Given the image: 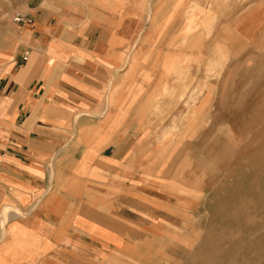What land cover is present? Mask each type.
<instances>
[{
	"label": "crops",
	"instance_id": "crops-1",
	"mask_svg": "<svg viewBox=\"0 0 264 264\" xmlns=\"http://www.w3.org/2000/svg\"><path fill=\"white\" fill-rule=\"evenodd\" d=\"M187 5L25 0L17 8L32 22L0 62V264L123 257L132 224L119 213L147 205L140 190L156 188L150 102L183 74L171 63V38L190 33ZM252 5L264 0H215V35L249 31Z\"/></svg>",
	"mask_w": 264,
	"mask_h": 264
},
{
	"label": "rangeland",
	"instance_id": "rangeland-1",
	"mask_svg": "<svg viewBox=\"0 0 264 264\" xmlns=\"http://www.w3.org/2000/svg\"><path fill=\"white\" fill-rule=\"evenodd\" d=\"M24 1L0 0V62L16 45L12 17ZM251 9L249 31L221 37L215 0H188L190 33L171 38V63L183 74L150 102L156 188L140 190L147 205L119 213L132 242L121 259L109 252L108 264H264V5Z\"/></svg>",
	"mask_w": 264,
	"mask_h": 264
},
{
	"label": "built area",
	"instance_id": "built-area-1",
	"mask_svg": "<svg viewBox=\"0 0 264 264\" xmlns=\"http://www.w3.org/2000/svg\"><path fill=\"white\" fill-rule=\"evenodd\" d=\"M12 22L17 24L18 26H24V25H29L31 24L32 20L29 16L16 13L12 17Z\"/></svg>",
	"mask_w": 264,
	"mask_h": 264
},
{
	"label": "bare ground",
	"instance_id": "bare-ground-1",
	"mask_svg": "<svg viewBox=\"0 0 264 264\" xmlns=\"http://www.w3.org/2000/svg\"><path fill=\"white\" fill-rule=\"evenodd\" d=\"M193 101V100H192ZM192 101H189L188 103H190V102H192ZM186 104H187V102H186ZM191 160V159H190ZM191 162V161H190ZM182 167V166H181ZM187 169V168H186ZM177 173V172H176ZM177 184V183H176ZM175 226V225H174ZM181 228V227H180ZM127 244L125 245V248L127 247V248H129L131 245H129L128 243L129 242H126ZM134 248H136V245H134ZM138 249H139V252H140V255L141 254H143V253H148L147 251H146V249L142 246V245H139V247H138ZM143 252V253H142ZM139 257H141V256H139Z\"/></svg>",
	"mask_w": 264,
	"mask_h": 264
}]
</instances>
